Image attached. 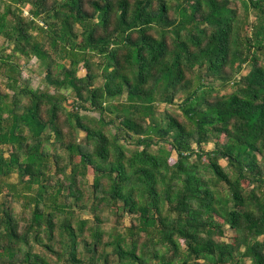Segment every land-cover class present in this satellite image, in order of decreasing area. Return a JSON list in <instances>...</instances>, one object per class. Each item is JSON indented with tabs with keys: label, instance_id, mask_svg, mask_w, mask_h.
I'll return each mask as SVG.
<instances>
[{
	"label": "trees",
	"instance_id": "16d2710c",
	"mask_svg": "<svg viewBox=\"0 0 264 264\" xmlns=\"http://www.w3.org/2000/svg\"><path fill=\"white\" fill-rule=\"evenodd\" d=\"M0 38V264H264V0H0Z\"/></svg>",
	"mask_w": 264,
	"mask_h": 264
},
{
	"label": "rangeland",
	"instance_id": "374dc122",
	"mask_svg": "<svg viewBox=\"0 0 264 264\" xmlns=\"http://www.w3.org/2000/svg\"><path fill=\"white\" fill-rule=\"evenodd\" d=\"M24 10L26 9V7L23 8ZM27 12L26 11H23V14H26ZM254 18V13L250 12L249 15H248V20L251 21L253 20ZM247 31H249V28L247 29ZM2 38H0V44L3 43L2 42ZM8 51V50H7ZM36 59L33 57L29 60L28 63H25L23 61V59H20L19 62L21 64V69H22V76L24 78H27L29 77L30 78V84L33 86V87H36L42 77L44 76V71L42 69H39L38 66H37V62L35 61ZM247 71V68H243L242 69V73L246 72ZM79 74H82L83 73V70L80 68L79 69ZM4 83H5V77H1L0 76V85L4 88ZM215 85H219V82H216ZM223 91H230L231 90V87L230 86H226L225 88L222 89ZM161 108L163 106V104H160L159 105ZM174 107V106H172ZM212 147V144L211 143H208L206 145V148H211ZM221 163L224 164V160H221ZM16 176L15 175H12L11 176V180H15ZM93 180V171L91 168L87 169V175H86V181L87 183L86 184H90ZM0 200H1V195H0ZM17 208H19L17 205H15ZM130 218L131 216L130 215H124V217L122 218L123 220H121V226L124 228V227H127L129 226L130 224ZM110 225V228L113 226L112 225V222L109 223ZM233 233L232 231L226 226L225 227V230H224V234L222 235V238L224 240H230L231 237H232ZM248 261L246 260V263Z\"/></svg>",
	"mask_w": 264,
	"mask_h": 264
}]
</instances>
